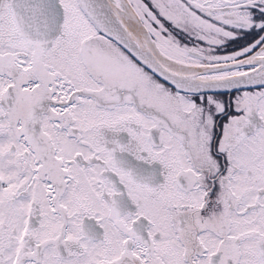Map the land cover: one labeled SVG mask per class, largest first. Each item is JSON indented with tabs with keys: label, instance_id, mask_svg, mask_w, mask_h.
<instances>
[{
	"label": "snow or ice",
	"instance_id": "1",
	"mask_svg": "<svg viewBox=\"0 0 264 264\" xmlns=\"http://www.w3.org/2000/svg\"><path fill=\"white\" fill-rule=\"evenodd\" d=\"M0 264H264V0H0Z\"/></svg>",
	"mask_w": 264,
	"mask_h": 264
}]
</instances>
